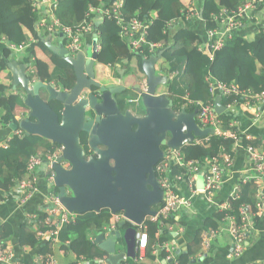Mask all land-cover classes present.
<instances>
[{
  "label": "trees",
  "instance_id": "trees-1",
  "mask_svg": "<svg viewBox=\"0 0 264 264\" xmlns=\"http://www.w3.org/2000/svg\"><path fill=\"white\" fill-rule=\"evenodd\" d=\"M57 1L55 18L60 21L63 28L75 31L83 27L90 6L99 8L102 5L99 0ZM122 2V14L125 21L137 17L148 23V43L143 47L142 55L133 54L128 46L121 41V29L116 21L113 19L102 21L97 28L99 44L102 46L97 63L114 70L113 73L118 80L124 81L134 73L133 62H135L138 71L145 74V62L152 56L148 44L153 42L161 45L158 51L161 52L159 61L162 63V76L168 79L167 88H165L167 91L164 94L173 101L172 111L176 115L183 111L189 114L196 112L197 107L190 105L183 107L187 103L185 100L187 98L203 104L216 100H212L207 77L216 81L234 83L246 92L261 93L264 91V1L257 4L255 12L252 13L251 19L242 31L238 32L233 39L226 41L223 48L214 52L213 55L210 45L205 42V37L214 28L215 16L225 10L229 12L236 10L240 3L239 0H201V8L196 10L200 15L202 13L203 18L200 19L204 23V33L202 34L186 27L192 24L187 18L190 15L193 0H122ZM112 3L106 6L109 7ZM41 17L40 13L33 11L30 0H0V75L6 70L7 60L12 55V51L1 42L4 37L16 46L27 45L23 54V63L29 68L37 66L35 52L37 49H42L51 63L49 64L51 72L46 83H55L71 91L77 83L74 66L65 57L52 52L41 41L38 32ZM252 26L256 27L254 33L245 36L247 28ZM32 38L35 42H31ZM177 70H184V73L173 77V73ZM10 89L11 86L0 82V102L12 98L16 105H24L19 96L8 94ZM115 98L120 105L122 114L131 112L134 117L146 118L147 110L141 95L138 96L127 89L116 95ZM236 99L235 96H224L222 105L228 108L230 104L237 101L239 105L235 109H242L246 115L251 114L252 109L257 105L253 103L251 107H248L240 99ZM51 105L61 115L62 105L56 101ZM0 111V125L8 126L12 122H17L7 101L0 105ZM232 117L225 113L220 116V119L225 131L235 134L238 140L213 135L209 140L202 139L198 144L185 145L181 149L185 159L204 163L206 160L220 156L223 152L231 153L235 157L234 147H242L245 151L249 145L262 148L264 139L247 138L246 135L241 134L233 125L235 120ZM87 141L88 135L82 134V145L87 156L90 157ZM58 147L59 145L37 135L24 134L21 138L13 136L6 147H0V193L12 192L15 189V182L24 178L27 162L31 155L48 152ZM56 192L58 193L57 188ZM260 192L258 185L254 181H250L241 186L240 200L229 198L227 201L217 204L216 211L207 217L203 227L197 230L187 252L176 254L180 264H195L193 258L201 251L202 232L208 228L218 229V226H223L228 216L239 219L238 207L242 203L252 206L257 211ZM223 204H228L230 208L225 211L218 210L219 206ZM157 208L154 209L157 210ZM44 217L45 214L40 213V218ZM110 217V211L107 209L77 215L74 223L63 225L58 232L57 239L62 250L72 253L79 259H104L107 256L106 253L96 241H92V238L94 239L102 232ZM175 222L174 219L169 221L170 224ZM145 226L148 228L152 245L157 241L155 234L159 224L147 221ZM8 228V225L0 224V234L5 241V237L9 235ZM123 229L128 231L134 228L125 224ZM173 239L172 233L165 231L159 242L161 244L163 241L173 242ZM41 242L34 232H29L27 229L22 231L21 246L35 248ZM161 252L165 258L163 250ZM53 253L52 242H47L42 254L52 255ZM196 263L203 264L200 261ZM142 264H158V257L151 247Z\"/></svg>",
  "mask_w": 264,
  "mask_h": 264
},
{
  "label": "water",
  "instance_id": "water-1",
  "mask_svg": "<svg viewBox=\"0 0 264 264\" xmlns=\"http://www.w3.org/2000/svg\"><path fill=\"white\" fill-rule=\"evenodd\" d=\"M56 53L74 66L77 83L71 91L63 92L42 81L30 86V79L25 76V103L35 123L26 120L24 129L28 136L37 135L63 147V155L53 169L58 196L69 212H124L130 221L141 226L156 215L154 208L163 199L155 168L164 156V148L180 150L196 137H206L208 131L198 127L194 115L186 111L173 113V101L166 95H157V86L166 78L146 71L147 88L140 95L147 116L137 118L131 112L122 114L115 98L125 91L123 83L118 88L103 87L95 81L92 70L86 74L85 64L76 63L67 49ZM97 60L98 34H94L92 57L87 65ZM55 101L62 105L61 115L51 105ZM215 109L219 115L227 111L221 96L215 100ZM82 134L88 135V149L95 156H87ZM197 186L203 188L202 177ZM124 225L121 223L120 229ZM137 239L135 229L124 235L119 230L107 240L100 234L96 243L106 253L107 264H128L136 259ZM121 240L126 250L118 253Z\"/></svg>",
  "mask_w": 264,
  "mask_h": 264
},
{
  "label": "built area",
  "instance_id": "built-area-1",
  "mask_svg": "<svg viewBox=\"0 0 264 264\" xmlns=\"http://www.w3.org/2000/svg\"><path fill=\"white\" fill-rule=\"evenodd\" d=\"M34 12L40 11L41 7L48 8L45 11L48 13L50 25L47 26L49 32L55 29L61 30L67 36L69 43L66 46L70 56H76L83 49V38L87 34H91V24L84 23L83 27L78 30L70 28H63L61 23L54 17V13L58 7L57 0H30ZM264 0H239V5L236 10L222 11L214 18V28L207 33L208 45L213 55L214 52L223 48L226 41L234 38V36L242 31L246 23L251 19V15L255 12L256 6ZM123 2L122 0H114L113 3L107 7L91 8V13H96L99 16L100 22L104 19H113L121 29L122 38L127 41L128 48L133 54L144 53L143 47L148 43V23L140 18H133L129 21L123 19L122 14ZM89 16V15H88ZM193 16H197L195 11H190L188 20ZM46 27V26H45ZM150 53L160 48V44L150 42ZM15 50V46H11ZM184 70H177L173 73L174 76H180ZM209 83L210 94L212 100L218 96H235L238 100L246 106L251 107L253 103L257 105H264V91L261 93H254L252 91H242L236 84L227 83L223 81L213 80L207 77ZM58 89V88H56ZM187 103L183 107L193 106L197 107L198 115L195 116L196 123L202 131H208L206 137H196L193 143H200L202 139L209 140L211 136L216 135L220 137L232 138L238 140L237 136L231 132L225 131L224 125L220 116L215 109V101H208L206 104L201 102H194L186 99ZM239 102L235 101L226 108L228 116L232 117V112L238 107ZM224 113V114H225ZM21 135V132L18 133ZM236 148V147H234ZM64 149L54 152L37 153L29 157L26 167V174L20 181L15 182V190L19 193V203H27L35 194L38 193L39 176L38 170L48 165V170L45 172V181L49 192L44 197L43 213L45 217L40 218V214L29 215L32 221L31 225L35 228V233L41 241L47 240L52 244L59 243L57 237L60 228L63 225H70L76 221L77 215L69 212L60 201L58 193L56 192L55 178L56 174L53 169V164L61 157ZM247 156L250 163V169L243 176L238 185L234 188L230 198L240 200L241 186L250 181H254L261 192L258 195V210L242 203L238 207L239 219L234 216H228L226 223L223 226H218V229L208 228L202 232V251L193 258L196 262H206L210 253L212 242L216 241L221 235L228 234L232 239L231 254L233 258H238L243 255L246 242L249 235L255 230L257 220L264 216V145L263 147H255L252 145L246 148ZM235 165V157L231 153L223 152L220 156L211 160H206L204 163L195 160H187L182 154L181 149L175 150L169 147L164 149V156L155 168L157 181L163 191V199L156 210V215L150 217L147 221L154 224H159V228L155 234L156 242L151 245V238L149 236L148 228L145 226L146 222L137 226L130 221L124 212L113 214L109 222L99 233L105 238H110L115 232L119 230L120 224H129L132 228H136L138 236L136 244V259L134 264H142L146 258L148 249L151 247L154 254H158L159 250L166 252L165 264H180L176 256V249L172 246L171 241L159 240L164 236V232L172 233V236H178L185 232V227L179 223L178 220L174 224H170L171 219H176L180 213H190L194 209V200L197 196L203 195L208 200L214 199L218 193L223 189L227 182V174H229ZM199 177L204 180V186L200 189L197 186ZM183 186L187 187L189 196L185 197L181 189ZM229 207L228 204L219 206L218 210L225 211ZM3 221L0 219V224ZM94 242V239L92 238ZM0 264H22L15 260L14 252L10 249L0 234ZM36 264H58L53 255L39 254ZM74 264H107V256L104 259L88 260L86 258H77ZM132 264V263H128ZM252 264H264L263 262H256Z\"/></svg>",
  "mask_w": 264,
  "mask_h": 264
},
{
  "label": "crops",
  "instance_id": "crops-1",
  "mask_svg": "<svg viewBox=\"0 0 264 264\" xmlns=\"http://www.w3.org/2000/svg\"><path fill=\"white\" fill-rule=\"evenodd\" d=\"M99 1L102 2V5L100 7H103L109 5L114 0ZM201 3V0H193L191 11L194 10L197 16H193L191 19H189L192 24L186 27L202 34L204 33V23L200 20L202 19V15H200L197 11L201 8ZM91 8L92 6H90L86 19L84 21V23L87 22L88 24H91V34H87L84 36L82 42V51L78 53V55L74 56V58L72 59H74L76 63L83 62L85 64L86 74L92 70L95 76V81L100 83L101 86L107 87V85L101 83V80L109 79L114 83L113 86H116V88H118L121 83H123L125 90H131L132 92L140 96L141 91L139 93L136 92L138 91V87L137 84L135 85V81L137 77H141L144 75V78L142 80L144 84L141 87H144V89L147 88V73L145 72V74H143L139 72L135 62L132 63V70L134 71V73L129 75L124 81L115 80L114 73L111 71V69L109 67L97 63V61H92L90 65H87V63L89 62L88 60H90L92 57L94 34H98L97 28L98 26H100L97 25V22H99L98 20L100 18L96 13L90 12ZM45 9L48 10V8L41 7L40 11L36 12L40 13L42 16L40 18L41 20L38 27L39 37L41 41L52 52L56 53V50L58 49H66V46L69 41L67 39V36L62 33V29H55L53 32L48 31L47 26L50 25L52 21L50 20V17L45 11ZM254 16L255 15L253 14V17ZM260 17L263 18V16ZM254 30H256L255 26L249 27L245 31L244 35H252L254 33ZM120 37L121 41H123L125 45H127V41L122 38L121 30ZM205 41H207L206 37ZM1 42L5 45V47L12 51V55L7 60L6 70L3 71L0 75V82L6 84L7 86H11V89L8 94L13 96H19L24 103V105H16L12 98L5 100L11 106L13 114L15 116V120L17 121L15 123H10L8 126L0 125V147H6L8 145V142L13 138V136L21 138L24 134H27L24 129V123L26 120L30 119V121L35 123V120L31 117V110L25 103L26 93L24 91L23 85L24 77L28 76V78L30 79V86H34L39 81L46 83L51 72L49 65L51 63L48 57L45 55L44 51L42 49H37V51L35 52V62L37 66L29 68L23 63V54L25 49L27 48V45L22 44L21 46H16L15 44L10 43L4 37L2 38ZM31 42H35V40H33L32 38ZM11 46H15V50H13ZM101 49L102 46L99 44L98 37V57ZM158 49H156L152 53L151 58L145 62V67L146 71L150 70L152 73L155 74L156 77L159 78L163 76H157L156 72L154 71V64L157 63L161 58V52H159ZM120 71L119 73L121 74ZM15 82H18V84L14 85ZM167 82L168 79L166 78L164 82L160 83L157 86V91L159 87L167 88ZM49 85L55 86V89L58 88L59 91L69 92V90H66L61 85H57L55 83H50ZM140 90H142V88H140ZM166 91L167 90H164L163 93H157V95H165L164 93ZM43 97L45 98V96ZM5 101L0 102V105L3 104ZM232 115V118L235 120L233 125H235L236 129L241 134L246 135L247 138L264 139V105H255V107L252 109L251 114L248 115H246L242 109H234ZM19 132H21V135L18 134ZM62 149L63 147L59 146L58 148L53 149L51 151L58 152ZM235 150L236 163L234 165L233 170L229 174H227V182L224 185L223 189L218 193V195L212 200H208L203 195L197 196L194 200L193 211H191L190 213H180L175 219L178 220L179 223L185 227V232L181 235H178L177 237L174 236L173 242H171L172 246L176 249V254L178 251H180V254L183 252H187L188 247L192 245L197 230L203 227L204 220L207 217H210V215L216 211L217 204L227 201L230 198L234 188L237 186V184L240 182L246 172L250 169V164L245 149L242 147H237L235 148ZM47 170L48 165L46 164L38 170V193L35 194L25 204L19 203V193L15 189L10 193H0V219L3 221L4 225L9 226V235L5 237L7 241V243L5 241V244L13 250L15 260L22 264H36V260L38 259L39 254L42 253V251L47 245L46 239H44L45 241H42L35 248L21 246L20 244L21 233L23 230L27 229V231L35 233V228L31 225L32 221L29 219V215H39L40 213L44 214L42 212L44 206V197L49 192L48 186L45 181V172ZM181 192L185 197H188L190 194L186 186L182 187ZM119 230L123 235L120 227ZM99 235L100 234H98L94 238V241H96ZM105 239L107 240L109 238ZM52 245L54 252L52 255L55 257L58 264H74L76 262V256L70 252L66 253L65 251H63L59 243H55ZM231 250L232 239L228 234H223L217 241H215V243H213L207 261L203 262V264H252L264 261V216L260 219V221H257L255 230L249 235L243 255L235 259L232 257ZM124 251H118V253H122ZM163 252L166 255V252ZM157 257L158 264H165L166 257L164 258L161 250H159Z\"/></svg>",
  "mask_w": 264,
  "mask_h": 264
},
{
  "label": "rangeland",
  "instance_id": "rangeland-1",
  "mask_svg": "<svg viewBox=\"0 0 264 264\" xmlns=\"http://www.w3.org/2000/svg\"><path fill=\"white\" fill-rule=\"evenodd\" d=\"M71 57L74 58V56H71ZM161 64H162L161 61H159V62H157V63L154 64V71L156 72L157 76H162ZM111 71L114 72V70H112V69H111ZM143 76L137 77V79L135 81V85L137 84V87H138V91H136L137 93H139L140 91H144V87H141L144 84L143 81H142L143 78H144ZM114 79L115 80H118V78H117V76L115 74H114ZM101 83L107 85L108 87H113V84H114L109 79H103V80H101ZM106 83H108V84H106ZM140 88H142V90H140ZM164 90H165V87H161V88L159 87L157 93H163ZM121 230H122V233L124 235L125 232H126L125 229L121 228ZM213 243H215V241L212 242V245H213ZM117 250L118 251H124V250H126V246H125V244H124L123 241H121V242L118 243Z\"/></svg>",
  "mask_w": 264,
  "mask_h": 264
},
{
  "label": "flooded vegetation",
  "instance_id": "flooded-vegetation-1",
  "mask_svg": "<svg viewBox=\"0 0 264 264\" xmlns=\"http://www.w3.org/2000/svg\"><path fill=\"white\" fill-rule=\"evenodd\" d=\"M107 88H110V87L107 86ZM111 88H112V87H111ZM113 88H116V86H113ZM113 88H112V89H113ZM95 90H98V89H95ZM145 90H146V89H144V91H145ZM87 147H88V144H87ZM163 152H164V150H163ZM89 153H90V157H91V156H95V154H94L91 150H90ZM65 166H66V164H65Z\"/></svg>",
  "mask_w": 264,
  "mask_h": 264
},
{
  "label": "bare ground",
  "instance_id": "bare-ground-1",
  "mask_svg": "<svg viewBox=\"0 0 264 264\" xmlns=\"http://www.w3.org/2000/svg\"><path fill=\"white\" fill-rule=\"evenodd\" d=\"M185 100H186V99H185ZM192 115L197 116V115H198V112H197V113H194V114H192Z\"/></svg>",
  "mask_w": 264,
  "mask_h": 264
},
{
  "label": "clouds",
  "instance_id": "clouds-1",
  "mask_svg": "<svg viewBox=\"0 0 264 264\" xmlns=\"http://www.w3.org/2000/svg\"><path fill=\"white\" fill-rule=\"evenodd\" d=\"M71 57V56H70ZM72 58V57H71ZM57 91H59L58 89H56ZM191 114V113H190ZM192 114H194V113H192ZM166 148V147H165ZM131 263V262H130ZM132 264H134V262L132 263Z\"/></svg>",
  "mask_w": 264,
  "mask_h": 264
}]
</instances>
